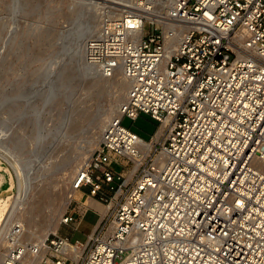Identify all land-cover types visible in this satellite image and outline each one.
<instances>
[{
    "label": "built area",
    "instance_id": "1",
    "mask_svg": "<svg viewBox=\"0 0 264 264\" xmlns=\"http://www.w3.org/2000/svg\"><path fill=\"white\" fill-rule=\"evenodd\" d=\"M128 2L87 47L127 101L72 184L109 209L85 241L39 245L13 224L3 264H264V0ZM141 114L158 122L148 140L122 123Z\"/></svg>",
    "mask_w": 264,
    "mask_h": 264
},
{
    "label": "rangeland",
    "instance_id": "2",
    "mask_svg": "<svg viewBox=\"0 0 264 264\" xmlns=\"http://www.w3.org/2000/svg\"><path fill=\"white\" fill-rule=\"evenodd\" d=\"M105 2L102 6L116 9L129 4L123 0ZM87 3L83 0H0V64L5 61L0 66V126L11 120V146L16 148L25 169L32 168L30 174L39 182V191L42 189L43 197L33 214L18 223L34 241V233L46 232L56 221H59L57 233L73 240L85 241L93 231L100 212L88 206L91 197L82 198L80 190L67 200L70 178L88 151L97 148L104 129L102 118L118 109L127 96L126 86L114 74L106 77L107 81L100 78L78 50L80 42L98 32L95 25L101 23L100 15L105 8L96 10L98 5ZM88 18L95 25H90ZM49 95H54L56 100L46 104ZM66 113L74 114L76 120L70 122L65 136L54 142H39L40 127L56 131ZM122 123L147 140L158 127V122L147 114L135 120L124 117ZM36 153L39 161H33ZM115 166L121 169V165ZM0 170L5 175L0 183V197L11 186V195H15L13 169L1 156ZM86 208L78 230L74 224L61 223V216L66 212ZM54 233H49L50 238Z\"/></svg>",
    "mask_w": 264,
    "mask_h": 264
},
{
    "label": "bare ground",
    "instance_id": "3",
    "mask_svg": "<svg viewBox=\"0 0 264 264\" xmlns=\"http://www.w3.org/2000/svg\"><path fill=\"white\" fill-rule=\"evenodd\" d=\"M83 1L84 2L87 1L89 4H91V3L93 4L94 3V4L98 5L99 7L96 8V10H97L99 8L105 7V6H102V5H105L106 4L105 1H108V0H101V2H97L96 0L95 1L94 0H83ZM123 1H128V0H123ZM130 1L132 2V0H130ZM84 4H86V3H84ZM94 4H93V6H94ZM119 4H121V3H119ZM93 16L94 15H92V18H93ZM100 17H102V15H100ZM93 19H95V17ZM87 21L89 22L90 25H95V21H93L91 18L89 20H87ZM99 25H100V23H98V24L96 23L95 27H97V26L98 27H97V30H95V31L99 32V29H100ZM93 27L94 26H92L91 28L93 29ZM97 33H96V35H97ZM94 37H95V35L94 36H90L89 38H87L84 41L80 42V45L78 46V50L81 51L82 56L85 59L86 64L90 65L91 67H94V69H96L97 73H99L98 76L100 78H102V79L107 81L109 79H107L106 78L107 76H105L104 73L101 70H99L98 66L88 63L89 62L88 60L86 61V59H88V57H87V47H88L89 43L94 39ZM0 54L2 55V53H0ZM4 62L5 61L2 60L0 66L5 64ZM113 74H114V77L116 79L118 78L120 80L119 81L120 84H123V86L124 85L126 86L125 88H126V95L127 96H126L125 102L118 109L111 110L110 112L106 113V116H104L102 118V121L100 120L102 122L101 126L103 128L106 126V124L109 121L114 120L115 118L121 116L122 107L126 103L127 97H128V86H129V83L126 80V78L124 77L123 72L121 71V69L117 68L114 71ZM55 100H56V98L54 97V95H52V96L49 95L48 97H46L45 103L46 104H49V103L51 104ZM73 115H69V113L64 114L62 116L61 123L58 126L56 131H52L51 129H47V131H46V130L43 129V127H40L39 139H38L39 142H47V141L54 142V139H59L60 136L66 134L67 128H68L70 122H72L75 119L73 117ZM7 122L8 123H4V124L2 123L3 125L0 126V156L3 157L8 162V164L11 166V168L13 169V174H14L15 179H16L17 191H16V194L12 196L11 195L12 186H11V188H9L5 192L6 195L3 196V197H0V264H3V252H4V242H3V240H4L6 232L9 230V228L13 224H15L17 226L18 223L23 218L29 216V214L32 215L33 212L35 211L36 207L39 204V200H41V197H43L42 196V189L39 191V184H38L39 182L37 183V181H35V180H37V179H35L36 177L34 178L30 174V170H32V168L29 167L30 169H28V168H27L28 170L25 169V166H23L21 164L22 160H21L19 154L17 153V151L15 150L16 148L11 146L12 139H11L10 132H12V128L13 127H12V123H11L10 119ZM102 130L103 129H101V131ZM101 142H102V134L99 137V140H98V143H97V148H99ZM7 145H9L10 147L7 148ZM43 148H45V147L43 146ZM97 148H94V150L90 149L88 151L89 154H87V156H85L83 162H85V160L88 159L89 156ZM47 149L48 148H46L45 151H47ZM33 161H39V155H37V153L34 156ZM81 162H82V160L75 166V169L72 172V175H71V178H70L72 180L70 181V185H69V188H68V191H67V193H68L67 200L68 201H70L73 198L75 192L78 191V190H74L72 188V184H73L74 179L77 177V175L79 174V172L81 170V166H82ZM83 162H82V164H83ZM34 171H36V170H34ZM4 178H5V175L0 170V183L4 180ZM88 206L94 208L96 211H99L100 214L102 215V217H104V215L107 213V211L109 209V205H104L99 200H97V199H95L93 197H91L90 201L88 202ZM61 218H62L61 220H63L62 216H61ZM21 228L23 229L24 227L21 226ZM58 229H59V221H56L52 225V227L50 226V228H48L46 230V232H44L42 234L34 233L35 234V242H37V244H39V245H43L45 243L46 239L48 238L49 233L51 231H54L55 233H57ZM1 244H2V247H1ZM45 252H47V248L44 247V250L41 252V256H43L45 254ZM63 253H64V256L66 258L72 257V258H74V259H76L78 261L79 256L82 254V251H81V249H78L75 245H66L63 248ZM26 258L28 259L29 256H26Z\"/></svg>",
    "mask_w": 264,
    "mask_h": 264
}]
</instances>
